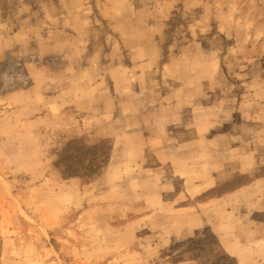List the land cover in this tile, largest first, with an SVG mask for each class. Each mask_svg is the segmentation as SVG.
<instances>
[{
    "label": "rangeland",
    "instance_id": "374dc122",
    "mask_svg": "<svg viewBox=\"0 0 264 264\" xmlns=\"http://www.w3.org/2000/svg\"><path fill=\"white\" fill-rule=\"evenodd\" d=\"M174 93L195 124L218 104L237 131L223 157L259 167L219 181L238 163L171 162L227 142L221 128L164 129ZM248 123L263 128L238 134ZM74 142L110 148L89 184L55 165ZM263 158L264 0H0V264H264ZM188 174L218 183L182 200ZM214 198L221 214L206 219Z\"/></svg>",
    "mask_w": 264,
    "mask_h": 264
},
{
    "label": "crops",
    "instance_id": "0c3cea01",
    "mask_svg": "<svg viewBox=\"0 0 264 264\" xmlns=\"http://www.w3.org/2000/svg\"><path fill=\"white\" fill-rule=\"evenodd\" d=\"M169 67L171 68L170 65H169ZM173 78L176 79L175 74H173ZM187 91L190 93L191 90H187ZM164 96L165 95H162L159 98L162 99V97L164 98ZM174 96H176L175 98H173L174 107L176 105L175 109L169 108L170 109L169 111H164V112H160V113H159V111L161 110V108L158 109L159 111H158L156 118L159 121L158 123L162 124V127L164 129L169 131L171 126H184L188 130L193 131L194 135H196L198 137H205L204 139H208L210 133H212V131L215 128H221V129H225V130L223 131L220 129L221 130L220 134L217 133L216 135H225L227 142H226V145L223 146L224 148H218V145H222V143H219V142H222L221 140H223V139H214L213 138L210 141H207L208 143L206 144L205 150H202L203 152H199V151L197 152L196 147H192V148L187 147L186 149L179 150V152H174L171 155V157L169 158V160L171 162L183 163V162H187V161H191V160H197V158H198L200 160L203 159L206 164H209L211 166V168H213V165L215 163L214 168H216V170L217 169L223 170V168H224L223 165L225 163L237 162L238 166L235 168L236 172L234 173V171L229 170L230 173H226L227 175L232 174L229 176H223L222 173H224L225 171L221 172L220 174L222 176H220L219 181L227 180L228 178L234 176L236 173L246 174V173L250 172L251 169L253 170L254 168L259 167V165H255V166L251 165L250 166V164H248L247 161L250 158L249 156L248 157L246 156L248 154H244L245 157L243 156V154H238L240 156H238L235 161H228V160H226V157H223V156H225L223 152H225V150H228L229 147H232V145H230V141L232 140L231 137H233L232 135H237V133H236L237 131L231 132V130H227L228 128H226V127H228L229 122L219 120L216 117H214L215 113L218 112L217 110L221 111L220 110L221 107L218 104L206 107L204 109L203 113H200V111H198L199 113H198V117L196 120V121H198V124H195L193 122H189V120H187V117H185V113H184V108H185L186 104H188V102H189V97H183V98L181 97V99L180 98L177 99V97H179V93H174ZM162 102H163V99H162ZM162 105L165 108L164 102ZM179 108H180V111H177V110H179ZM181 108H182V110H181ZM84 110H86V109H84ZM225 122H227V123H225ZM247 125L248 126L246 127V129H243V131H241V130L238 131V134L242 135L243 134L242 132H246L247 135H256L263 128V127H261V125L259 123L258 124L257 123H250L249 124L248 123ZM160 136L162 138H165L166 133L160 132ZM148 137H152V136L148 135ZM201 139H203V138H201ZM144 142L145 143L142 144L143 148L148 149V150L152 149L151 142L148 141V143H146L147 138L144 139ZM233 147L236 148L237 146L234 145ZM248 151H250V154L261 152L259 146L258 147L254 146V148H252ZM238 152H241V150ZM245 153H248V152H245ZM173 155H174V157H173ZM258 163L260 164V166H261V164H264V158L262 161L259 160ZM231 172H233V173H231ZM190 177H191V175L188 174L185 176V178H183L184 184H185V186L187 185L189 191L183 192L181 195H179L180 199H182V200H186V199L193 198V197L196 198L200 194H203L204 192L210 190L212 188L211 187L212 185H209V184H210V182H213V180L215 183H218L217 176H215L214 178L213 177H206V179H204V181H200V182L189 181V179L193 178V177H191V178ZM155 180H156L155 181L156 184L159 186L158 190H161V185L163 184L164 180L161 178H156ZM161 180H162V182H161ZM198 187H200V191L197 190ZM192 190H193V192H192ZM220 204H221L220 200H218L216 198H214L208 202L206 201V202L200 204L202 206L199 207L200 211H201V213H199V214L203 215L206 219H212V218H214L216 212H217V214L220 213V211L218 212ZM259 211H260V209H256V213H254L252 220H256L257 222H261L259 215H257V212H259ZM219 228L221 231L220 242H221L222 246L225 247L227 254H229L230 256L236 257V258H238V260H240V258L243 256L241 251L234 250V247H237L238 245L230 247L229 245L226 244V242H228V237L226 236V233L228 232V229H227L228 227L227 228L219 227ZM263 232H264V220H263ZM240 245H241L240 246L241 248L248 247V244H246L245 240H242V244H240ZM230 248H231V250H230Z\"/></svg>",
    "mask_w": 264,
    "mask_h": 264
},
{
    "label": "trees",
    "instance_id": "16d2710c",
    "mask_svg": "<svg viewBox=\"0 0 264 264\" xmlns=\"http://www.w3.org/2000/svg\"><path fill=\"white\" fill-rule=\"evenodd\" d=\"M73 144L63 150L55 165L71 176L80 177L85 184L101 177L111 159L110 148L104 144Z\"/></svg>",
    "mask_w": 264,
    "mask_h": 264
}]
</instances>
